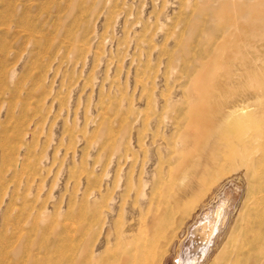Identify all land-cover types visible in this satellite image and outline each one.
<instances>
[{"label":"rangeland","instance_id":"rangeland-1","mask_svg":"<svg viewBox=\"0 0 264 264\" xmlns=\"http://www.w3.org/2000/svg\"><path fill=\"white\" fill-rule=\"evenodd\" d=\"M218 41L240 54L233 72L254 69L264 0H0V264L55 260L73 238L75 257L58 264L89 250L104 264L115 235L156 211L163 228L146 264H209L264 196V95L222 123L214 163H192L190 137L213 143L219 109L260 93L257 81L230 82Z\"/></svg>","mask_w":264,"mask_h":264},{"label":"bare ground","instance_id":"bare-ground-1","mask_svg":"<svg viewBox=\"0 0 264 264\" xmlns=\"http://www.w3.org/2000/svg\"><path fill=\"white\" fill-rule=\"evenodd\" d=\"M16 6V5H15ZM224 12V11H223ZM233 20V19H232ZM231 20V21H232ZM229 22V21H228ZM243 24V23H242ZM259 24V22H258ZM249 25V24H248ZM234 26V25H233ZM253 26V25H252ZM251 26V27H252ZM227 28V27H226ZM243 28H247V27H244L243 25ZM223 29V28H222ZM230 29V28H229ZM258 29V28H257ZM250 30V29H249ZM226 34H228V31L226 29ZM241 32V31H240ZM231 33V32H230ZM76 34V33H75ZM74 34V35H75ZM225 34V37H227ZM239 34V33H238ZM216 35V34H215ZM217 35H220V34H217ZM216 35V36H217ZM222 35V33H221ZM215 38H219L217 40L220 41V39L222 37H216ZM213 38V37H212ZM211 38V39H212ZM224 39V38H223ZM227 39V38H226ZM239 39V38H238ZM190 41V40H189ZM192 41V40H191ZM212 41V40H211ZM218 41V42H219ZM232 41V40H231ZM246 41V40H245ZM216 42V41H215ZM229 42V41H228ZM260 42V41H259ZM263 43V42H261ZM232 44V43H231ZM204 45V44H203ZM201 44V46H203ZM206 45V44H205ZM228 45H230L229 43H226V41H222V42H219V43H216L215 44V47L214 49L217 51L218 53V62L220 63L219 64V67L223 70V72L225 71L226 73V76L227 78L231 79L230 82H232V80L234 81H237L238 79L242 78V81L244 82V84H247V85H250L252 82L254 81H257L260 85V93H255L254 96H250L249 97H244L243 99L240 100V102H233L232 104L228 105L227 108H224V106H222L219 110V119L217 118V121L214 123L213 122V143H210L208 144L207 140L204 142V141H200L198 142L197 141V137L196 138H193L191 139L190 137V140H191V143L189 144V147L190 148H193L195 150V148L197 147V152L195 153V156L194 159H192V163H193V166L196 165L198 168H201V169H204L206 167H208L209 165H211L212 163H214L215 160H217L218 158V148L217 146H223L226 142L225 140H227V132L225 130V128L223 127L222 123L224 124L225 121H227L228 118H231L232 117H238L239 118H243V116L241 115L244 111H246L248 108H250V104H249V100L252 98V99H257L258 96L260 95H264V73L263 74H259L258 71L259 69L261 70H264V50L260 52L257 51L255 52V56H253L251 58L252 62H254V69L251 68V66L249 65H246L245 67L242 66V65H239L242 67V69H238L240 71L238 72H233V67L238 64H235L234 60L236 59H239L240 58V54L238 55L236 52H234L232 50V48H230ZM213 46V45H212ZM238 46H242V53L243 51L245 52V49L248 48V44L245 43V44H240ZM259 46V45H258ZM263 46V45H262ZM205 47V46H204ZM231 47H233V49H235L234 47V43L231 45ZM210 49V48H209ZM257 49V48H256ZM259 49V48H258ZM263 49V47H262ZM197 50V49H195ZM239 50V49H238ZM240 52V50H239ZM216 53V52H215ZM241 53V52H240ZM246 53V52H245ZM211 55V54H210ZM214 55V54H213ZM246 57V55H245ZM181 59V58H180ZM250 60V61H251ZM239 61V60H238ZM241 62V61H240ZM246 62V61H245ZM258 62V63H257ZM216 63V62H215ZM238 63V62H237ZM257 63V64H256ZM172 65V64H171ZM213 65V64H212ZM195 66V65H194ZM216 66V65H215ZM212 67V66H211ZM210 67V68H211ZM218 68V66L216 67ZM212 69V68H211ZM187 70V69H186ZM194 70V69H193ZM196 70V69H195ZM213 70V69H212ZM211 70V71H212ZM218 70V69H217ZM209 71V70H208ZM222 72V73H223ZM209 73V72H208ZM201 74V73H200ZM206 74V73H205ZM146 75V74H145ZM216 75V74H215ZM161 76V75H160ZM200 77V76H199ZM212 77V75H211ZM210 77V78H211ZM209 78V77H208ZM225 78V77H224ZM223 78V79H224ZM226 79V78H225ZM215 80V79H214ZM213 80V82H214ZM218 80V79H216ZM221 80V79H219ZM241 80V79H240ZM227 82L228 80H224V82ZM223 82V83H224ZM225 82V83H226ZM239 83H241L240 81H238ZM236 82V83H238ZM218 83H220L218 81ZM229 82H227L228 84ZM186 84V83H185ZM210 84V83H209ZM216 84V82H215ZM242 84V83H241ZM173 85V84H172ZM207 85V84H205ZM213 85V83L211 84V86ZM219 85H222V84H219ZM208 86V85H207ZM210 86V85H209ZM215 86V85H214ZM221 86H218V84L215 86V88L213 87L212 90H216V89H219ZM223 87H225L223 85ZM205 88V87H204ZM203 88V89H204ZM207 88V87H206ZM226 88V87H225ZM11 89V88H10ZM223 89V88H222ZM208 90L209 87H208ZM205 91V90H204ZM203 91V92H204ZM186 92V91H185ZM198 92V91H197ZM193 93V92H192ZM216 93V92H215ZM168 94V93H167ZM209 94H213V92L209 93ZM249 94V93H248ZM142 95V94H141ZM193 95V94H192ZM191 96V95H190ZM212 97V95H211ZM172 98V97H171ZM178 99V98H177ZM210 99V98H209ZM208 100V99H207ZM206 100V101H207ZM191 101V100H190ZM205 101V102H206ZM215 104V103H214ZM191 105V104H190ZM167 106V104H166ZM170 106V104H169ZM165 107V106H164ZM191 107V106H190ZM207 107V106H206ZM97 108V107H96ZM179 108V107H178ZM195 108V107H194ZM203 108V107H201ZM200 108V109H201ZM176 109V108H175ZM172 110V109H171ZM174 110V109H173ZM172 110V111H173ZM192 110V109H191ZM176 111V110H175ZM178 111V110H177ZM182 111V110H181ZM193 111V110H192ZM184 112V111H183ZM172 113V112H171ZM177 113V112H176ZM179 113H180V109H179ZM182 113V112H181ZM185 113V112H184ZM184 113H183V116H184ZM188 114V113H186ZM159 115V114H158ZM171 115V114H170ZM174 114H172L170 116V118L172 119ZM180 115V114H179ZM182 116V115H181ZM186 116V115H185ZM189 116V120H193V119H190V117L192 116L191 114L188 115ZM187 116V117H188ZM110 117V116H109ZM159 117V116H158ZM176 118L178 116H175ZM173 117V118H175ZM157 118V117H156ZM193 118V117H192ZM195 120V119H194ZM215 120V119H214ZM174 121V120H173ZM181 121V120H180ZM201 121V120H200ZM171 122V121H170ZM176 124L178 122L174 121ZM194 123L196 122L193 121ZM173 123V122H172ZM184 123V121H183ZM186 123V122H185ZM192 123V122H191ZM199 123V122H198ZM197 123V124H198ZM180 124V123H179ZM179 124L176 126V129L178 128L180 130V126ZM182 124V122H181ZM202 124V123H201ZM187 126L190 125V124H186ZM191 125H195V124H191ZM190 125V126H191ZM188 126V127H190ZM202 126V125H201ZM205 126V125H204ZM209 126V125H207ZM226 126V125H225ZM230 126V125H229ZM185 130L188 129L186 128V126H184ZM232 127V126H231ZM183 128V127H182ZM192 128V127H191ZM202 128V127H201ZM209 129V128H208ZM182 130V129H181ZM185 130H182V131H185ZM205 130V128H204ZM211 130V128H210ZM188 132V131H186ZM246 132V131H245ZM115 133V132H114ZM182 133V132H181ZM191 133V131L189 132ZM201 133H203L201 131ZM187 136V135H186ZM194 136V135H193ZM206 136V135H205ZM204 137V136H203ZM211 137V136H210ZM81 139V138H79ZM187 139V138H186ZM202 139V138H201ZM204 139V138H203ZM205 140V139H204ZM159 142V141H158ZM225 142V143H224ZM180 143V142H179ZM178 143V144H179ZM182 143V142H181ZM250 143V142H249ZM248 143V144H249ZM177 144V143H176ZM99 145V144H98ZM180 146V144H179ZM165 147V146H164ZM167 147V146H166ZM169 147V146H168ZM188 147V148H189ZM183 148V147H182ZM232 148V147H231ZM257 150V148H255ZM254 149V150H255ZM175 150V149H174ZM243 150V149H241ZM246 150V149H245ZM259 150V149H258ZM23 151V150H22ZM173 151V150H172ZM240 151V150H239ZM247 151V150H246ZM175 152V151H174ZM242 152V151H241ZM245 152V151H244ZM259 152V151H258ZM257 152V154H258ZM262 152V151H261ZM12 153V152H10ZM182 153V152H180ZM194 153V152H193ZM236 153V152H235ZM93 154V153H92ZM218 154V155H217ZM263 154L262 153V158L263 157ZM180 155V154H179ZM182 155V154H181ZM233 155V154H231ZM246 155V154H245ZM250 155V153H249ZM254 155V154H253ZM252 155V156H253ZM177 156V155H176ZM192 156V155H191ZM256 156V155H255ZM259 157V155H257ZM10 157V156H9ZM251 157V156H250ZM249 157V158H250ZM257 157V158H258ZM122 158V157H121ZM120 158V159H121ZM172 158V157H171ZM187 158V157H186ZM256 158V157H255ZM256 158V159H257ZM261 158V157H260ZM21 159V158H20ZM178 159V157H177ZM179 161V160H177ZM189 161V160H188ZM254 161V160H253ZM250 162V161H249ZM177 163V162H176ZM179 163V162H178ZM188 163V162H187ZM186 163V164H187ZM252 163V161L250 162ZM181 164V163H180ZM253 164V163H252ZM251 164V165H252ZM254 165V164H253ZM261 166V165H260ZM38 167V166H37ZM255 167V166H254ZM249 168V167H248ZM253 168V167H252ZM182 169V168H181ZM251 169V168H250ZM260 169V168H259ZM184 170V169H183ZM194 170V169H193ZM255 171V170H254ZM263 171V170H262ZM184 171H182L183 173ZM191 172V171H190ZM196 172V171H192V175L193 173ZM256 172V171H255ZM41 173V172H40ZM181 173V172H180ZM187 173V172H186ZM199 173V172H198ZM254 173V172H252ZM261 173V172H259ZM263 173V172H262ZM256 175V173H254ZM253 174V175H254ZM200 175V174H199ZM258 175V174H257ZM260 176V175H259ZM23 177V176H22ZM199 177V176H198ZM256 177V176H255ZM187 178V177H186ZM185 178V179H186ZM259 178V177H258ZM193 179V178H192ZM261 179H263L261 177ZM257 180V179H256ZM148 183V182H147ZM152 185V181L150 182ZM150 183L146 184V182H144V185H143V190L144 192L142 193L143 195H145V193H148L150 196L152 194V190H153V187L150 185ZM21 185V184H20ZM260 185V184H259ZM122 186V185H121ZM117 187V186H116ZM263 187V186H262ZM81 188V187H80ZM259 188V186H258ZM30 189V188H29ZM31 190V189H30ZM257 190V189H256ZM264 191V189H263ZM66 193V192H65ZM91 193V192H90ZM257 194V193H256ZM260 194V193H259ZM259 194L256 196L255 200L253 201L252 205L248 207V209L246 210L245 214L242 215L243 217H241V223L239 224L238 227H236V229L232 230V232L228 235L227 237V240L222 244V246L219 248V250L214 254V256L212 257L211 261L209 262V264H264V196L263 195H260ZM262 194V193H261ZM148 195V196H149ZM251 198V197H249ZM89 199V198H88ZM151 200V199H150ZM150 204H152V202H149L148 204V207H150ZM164 207V206H163ZM162 207V209H163ZM2 208V207H1ZM246 208V207H245ZM151 209V208H150ZM166 209V207H165ZM168 209V208H167ZM169 210V209H168ZM166 210V211H168ZM60 211V210H59ZM106 211V210H105ZM154 211V210H153ZM158 211H159V208H158ZM163 212V211H162ZM217 212V211H216ZM151 216L147 217L146 219L148 220H142L140 219L139 221V224H138V227L135 229V232H123L121 234H116L115 237H114V241H115V244H117V247L109 250L111 252H109L108 256H106V260H105V263L104 264H146L147 262H149V260L151 259L152 257V254H153V249H154V246H155V239H156V236H157V233L158 231H161L163 226H161V217L159 215H156V213L154 212H151ZM243 213V212H242ZM11 214V213H10ZM150 214V213H149ZM140 215H141V212H140ZM161 215V214H160ZM40 216V215H39ZM163 216V213L162 215ZM218 216V215H217ZM223 218V217H222ZM206 219V222H207V225L208 227H212L211 229V236L214 235L216 229H218L216 227V222L209 218L208 216L205 217ZM5 221V220H4ZM163 222V221H162ZM239 222V221H238ZM8 223V222H7ZM164 224V222H163ZM160 226L162 228H160ZM165 226V225H164ZM161 230H160V229ZM134 236H136V239H134ZM75 237V236H73ZM66 238H67V235H66ZM69 239V238H68ZM70 239H72V236H70ZM75 240V238H73ZM64 241H67L65 239H63ZM74 240H72V242H74ZM78 240V239H77ZM75 240V241H77ZM70 243L69 244V249L68 251L71 250V252H69V256L73 255L74 256V253L75 251H73L75 249V247H77V245H75L74 247V244H76L75 242L72 244V242L70 240H68ZM110 241V240H109ZM210 242H211V239H209V241L207 242V244L203 247V250H202V253H201V256H200V259L203 258L204 254H205V251L208 249L209 245H210ZM62 243V241H61ZM71 244V245H70ZM108 244L109 242L107 241L106 245L104 246V250L106 248H108ZM111 244V243H110ZM63 245V243H62ZM60 245V247L62 246ZM73 245V247H72ZM37 246V245H36ZM59 246V245H58ZM64 246V245H63ZM62 246V247H63ZM66 246H68L66 244ZM59 248H56V249H60ZM73 250H72V248ZM65 248V247H64ZM57 250V251H58ZM65 250V249H64ZM62 250V251H64ZM76 250V249H75ZM55 251V250H54ZM53 251V252H54ZM60 251V250H59ZM59 251L56 253V255H59ZM60 251V252H62ZM67 251V253H68ZM87 251V250H86ZM50 252V251H48ZM51 252V253H53ZM89 252V253H88ZM87 253L85 254H81L78 256L77 260H75V262L73 261V257H69L70 259H72L70 262V264H91V261H93V259L95 258V260H99L97 259V254H92L90 253V250L88 251ZM66 253V252H65ZM66 253V254H67ZM71 253V254H70ZM48 254V253H46ZM61 254V253H60ZM66 254H61L60 256L61 257H57V259H55L56 261L60 259V262L61 260H63V258H65V255ZM51 255V254H50ZM54 255V254H53ZM47 255H45L44 257H46ZM52 256V255H51ZM50 257V256H49ZM47 258L51 260V257L50 258ZM75 257V256H74ZM55 258V257H54ZM59 258V259H58ZM104 258V257H103ZM65 259H68V258H65ZM69 259V260H70ZM105 259V258H104ZM199 259V260H200ZM47 260L44 259L43 262L45 263H42V264H47ZM54 259L52 258L51 261H53ZM54 260V261H55ZM94 260V264H96ZM50 261V262H51ZM56 264L60 263V262H56ZM68 261V260H67ZM48 262L49 264H53ZM65 264H68L66 261H64ZM63 262V263H64ZM103 262H101L102 264ZM198 261H188L184 264H197ZM98 264V262H97ZM100 264V263H99Z\"/></svg>","mask_w":264,"mask_h":264}]
</instances>
